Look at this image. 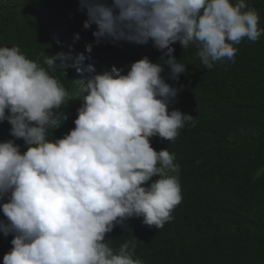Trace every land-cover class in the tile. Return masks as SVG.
Listing matches in <instances>:
<instances>
[{
    "label": "clouds",
    "instance_id": "obj_1",
    "mask_svg": "<svg viewBox=\"0 0 264 264\" xmlns=\"http://www.w3.org/2000/svg\"><path fill=\"white\" fill-rule=\"evenodd\" d=\"M79 9L82 27L95 26L84 52L30 59L0 46V122L21 140L0 141V233L12 236L3 264H143L134 240L114 249L105 238L132 217L162 228L182 200L175 154L150 142L175 141L193 120L169 107L183 86L162 73L178 81L188 70L173 45H195L211 70L235 62L242 40L264 36L248 0H79ZM120 41H151L159 61L144 56L126 72L85 63L93 44ZM69 67L89 73L71 79L74 92L57 75Z\"/></svg>",
    "mask_w": 264,
    "mask_h": 264
},
{
    "label": "trees",
    "instance_id": "obj_2",
    "mask_svg": "<svg viewBox=\"0 0 264 264\" xmlns=\"http://www.w3.org/2000/svg\"><path fill=\"white\" fill-rule=\"evenodd\" d=\"M248 4L258 12L264 29V0ZM84 19L79 0H0V46L17 45L30 59L43 51L75 56L94 40L95 26L84 29ZM235 47V62H217L209 70L195 45H173V55L188 70L178 81L168 79L167 69L162 73L167 83L183 86L169 107L193 120L175 141L154 136L150 142L156 150L175 154L182 200L162 228L132 217L105 238L114 249L134 240V258L143 264H264V36L256 42L244 39ZM160 55L151 41L101 42L93 44L91 60L85 63L98 72L112 65L126 72L133 61L147 56L158 62ZM66 73L67 78L57 75L71 92L77 87L71 79L89 75L71 67ZM67 108L61 110L60 122L69 115L64 114ZM9 129L7 121L0 122V141L13 139L20 145ZM11 239L0 233V264L12 247Z\"/></svg>",
    "mask_w": 264,
    "mask_h": 264
}]
</instances>
